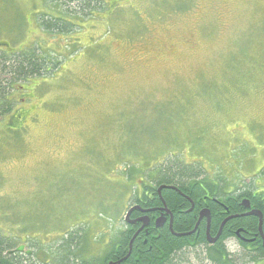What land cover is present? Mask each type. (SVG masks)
I'll return each instance as SVG.
<instances>
[{
  "label": "rangeland",
  "instance_id": "1",
  "mask_svg": "<svg viewBox=\"0 0 264 264\" xmlns=\"http://www.w3.org/2000/svg\"><path fill=\"white\" fill-rule=\"evenodd\" d=\"M56 1L0 0V54L41 47L60 62L0 109L9 247L47 261L78 234L104 258L167 165L264 190V0H108L98 16L70 12L69 34L42 29ZM200 250L188 261L213 264ZM244 251L230 250L239 264Z\"/></svg>",
  "mask_w": 264,
  "mask_h": 264
},
{
  "label": "trees",
  "instance_id": "2",
  "mask_svg": "<svg viewBox=\"0 0 264 264\" xmlns=\"http://www.w3.org/2000/svg\"><path fill=\"white\" fill-rule=\"evenodd\" d=\"M56 2L58 3L55 5L57 8H53V10L58 17L47 20L42 16L40 19L42 29L48 33L69 34L74 24L67 20L68 15L73 12H81L82 15L88 17L98 16L108 4V0H58ZM59 65L60 62L55 61L52 55L45 53L41 47L25 49L8 57L0 54V109L2 114L11 113L15 107L14 102L17 103L19 100L15 93L17 88L25 90V85L29 82L48 75L53 68L57 69ZM190 172L189 169L177 164L171 165V167L167 165L161 171L162 177L156 188L160 186L172 188L163 190L162 196L169 208L175 211L177 221L174 231H162L159 233L160 238L155 232L151 237L126 228L116 232L115 241L112 242L111 249L107 251L104 258L98 257L93 260L86 257L81 246V237L78 234H69L64 238L55 255L47 261L39 260L32 252L14 251L13 247H9L8 243L0 238V264H109L117 261H123L122 264H191L187 257L193 254L195 249H199L202 253L200 248L206 251L207 258L204 259L200 254L199 262L203 263L207 260L213 264H239L235 260L236 255L229 250L223 247H207L204 230L199 233L200 230L195 229L197 213L204 207L202 186L205 181L194 177ZM252 184L254 187L255 180ZM252 187L248 185L238 191L237 199L250 197ZM156 188L152 191L145 186L141 200L140 196L134 197L133 203H140L142 209L157 205L159 201ZM150 192L155 194L148 198L146 193ZM224 198L227 199L226 206L229 208V212L214 219V230L218 232L222 225L220 234L223 232V235L228 238L236 227L237 229L244 227L257 229L256 220H234V196H224ZM191 201L195 205L193 212L190 211L192 209ZM181 210L185 213H180ZM217 214H219L218 211L214 210V217ZM75 253L78 254V257L74 261L72 256H75ZM244 254L246 260L241 261L244 264L247 262L256 263L257 258H264V252L260 255L244 251ZM194 255L198 256L195 251ZM241 262L240 264H242Z\"/></svg>",
  "mask_w": 264,
  "mask_h": 264
},
{
  "label": "flooded vegetation",
  "instance_id": "3",
  "mask_svg": "<svg viewBox=\"0 0 264 264\" xmlns=\"http://www.w3.org/2000/svg\"><path fill=\"white\" fill-rule=\"evenodd\" d=\"M260 176L264 177V170L260 171L259 177ZM161 187L164 186H160L158 188H156V186L149 187V190H155V188L157 189L156 193L158 194L159 201L157 205L155 204L152 207L142 209L139 205L140 203H132L131 207H139L140 210H135L132 213L130 219L126 221L127 229L131 228L136 233H144L146 236L151 237L154 236L153 233L155 232L158 238H160L159 233H161L162 231H174V225L177 221L176 213L174 210L169 208L166 201L164 200L162 194L163 190L166 189L160 191ZM202 188L204 189V196L202 197V203H204V207L197 213L198 216L195 229L200 230L199 233L204 230V237L205 242L207 243V247H223L230 251L231 248H237V245H239V248L241 250L262 255V253L264 252V190L256 191V189L258 188L254 186L251 188L250 197H244V199H237V193L238 191H241L240 189H237V184L235 185L234 191L228 193L220 189L217 184H212V186L210 187L209 185L204 183ZM215 190L216 192H214ZM154 194L155 193L150 192L146 193V196L150 198ZM224 196H234V220H256L257 229L249 227L237 229L236 227L228 238L223 235V232L220 234V228L222 225L220 226L218 232L214 230V219L218 218L219 215L222 216L229 212V208L226 206L227 199H225ZM191 203L192 209L190 211L193 212L195 209V205L194 202L191 201ZM214 210L218 211L219 213L215 217ZM253 212L260 213L261 216L250 215ZM180 213L185 212L181 210ZM260 218H262V226ZM157 220L159 221V227H157L156 225ZM260 230H262V233H260ZM235 250L237 251V249ZM122 263L123 262H121V264Z\"/></svg>",
  "mask_w": 264,
  "mask_h": 264
},
{
  "label": "water",
  "instance_id": "4",
  "mask_svg": "<svg viewBox=\"0 0 264 264\" xmlns=\"http://www.w3.org/2000/svg\"><path fill=\"white\" fill-rule=\"evenodd\" d=\"M166 188H169V187H163V189H166ZM169 189H172V188H169ZM131 214H129L128 215V217L130 216ZM250 215H256V216H261V214L260 213H255V212H253V213H251ZM129 219V218H128ZM202 219V218H201ZM261 219V226H262V218H260ZM171 225H172V222H171ZM260 233H262V230H260ZM263 236V235H262ZM133 243V242H132Z\"/></svg>",
  "mask_w": 264,
  "mask_h": 264
}]
</instances>
